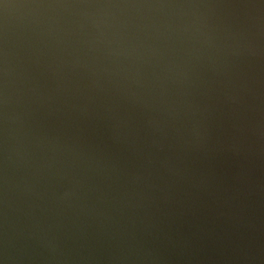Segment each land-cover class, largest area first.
<instances>
[{
    "label": "water",
    "instance_id": "1",
    "mask_svg": "<svg viewBox=\"0 0 264 264\" xmlns=\"http://www.w3.org/2000/svg\"><path fill=\"white\" fill-rule=\"evenodd\" d=\"M0 264H264V0H0Z\"/></svg>",
    "mask_w": 264,
    "mask_h": 264
}]
</instances>
